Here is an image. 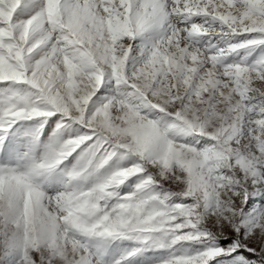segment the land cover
Segmentation results:
<instances>
[{
	"label": "snow or ice",
	"instance_id": "snow-or-ice-1",
	"mask_svg": "<svg viewBox=\"0 0 264 264\" xmlns=\"http://www.w3.org/2000/svg\"><path fill=\"white\" fill-rule=\"evenodd\" d=\"M0 264H264V0H0Z\"/></svg>",
	"mask_w": 264,
	"mask_h": 264
}]
</instances>
